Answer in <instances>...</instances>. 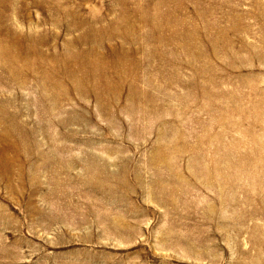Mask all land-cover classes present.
Wrapping results in <instances>:
<instances>
[{"label":"rangeland","instance_id":"374dc122","mask_svg":"<svg viewBox=\"0 0 264 264\" xmlns=\"http://www.w3.org/2000/svg\"><path fill=\"white\" fill-rule=\"evenodd\" d=\"M4 135L0 264H264V0H0Z\"/></svg>","mask_w":264,"mask_h":264},{"label":"bare ground","instance_id":"6f19581e","mask_svg":"<svg viewBox=\"0 0 264 264\" xmlns=\"http://www.w3.org/2000/svg\"><path fill=\"white\" fill-rule=\"evenodd\" d=\"M114 47V46H113ZM115 48V47H114ZM115 58V57H114ZM82 65V64H81ZM86 65V64H85ZM25 66V65H24ZM101 67V66H100ZM119 67V66H118ZM52 68V67H51ZM50 68V69H51ZM121 68V67H120ZM52 70V69H51ZM119 70H116V72H114L115 73V75H117L118 74V79H120L119 81H120V83H121V81H122V79H123V76H122V74L120 75V71L118 72ZM54 72V71H53ZM88 72V71H87ZM58 73V72H57ZM61 73H63V75L64 76H70L71 75V73L66 69L65 71H63V72H61ZM100 74H102L101 72H100ZM99 75V74H98ZM103 75V74H102ZM94 76V75H93ZM96 76V75H95ZM105 76L106 77H104L105 79L104 80H108V78L110 77L109 75H106L105 74ZM66 78V77H65ZM103 79V78H102ZM110 81V80H109ZM106 87V86H105ZM116 87V86H115ZM107 89V88H106ZM117 89V88H116ZM102 91H103V89H101ZM93 92V91H92ZM97 93H98V91H97ZM111 93V92H110ZM114 93V92H113ZM98 95H100V94H98ZM115 95V94H114ZM128 95V94H127ZM97 96V95H96ZM5 135H7V133H5ZM0 136V140L1 141H3L4 142V144H3V146H2V148L0 149V172H1V175L6 179V181L9 183L10 182V180H11V177H10V175H12V174H16V178L18 179V180H22L23 178H24V176H25V172H24V170H23V168H20L19 170H13V168H12V165H11V159L8 157V155H7V149L9 148V147H12V145L13 144H11V143H9V142H7L8 141V136ZM14 172V173H13ZM28 179H30V178H28Z\"/></svg>","mask_w":264,"mask_h":264}]
</instances>
